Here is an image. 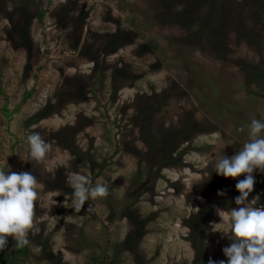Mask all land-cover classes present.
<instances>
[{"label": "rangeland", "instance_id": "rangeland-1", "mask_svg": "<svg viewBox=\"0 0 264 264\" xmlns=\"http://www.w3.org/2000/svg\"><path fill=\"white\" fill-rule=\"evenodd\" d=\"M191 6L0 0V168L38 182L29 255L19 264H191L192 232L206 236L197 244L205 264H227L223 249L236 241L213 226L226 229L223 217L257 194L252 206H264V172L253 170V191L236 205L245 174L214 169L248 142L252 119L264 120V87L248 84L247 69L264 64V0ZM172 10L180 18L157 19ZM192 121L197 129L185 135ZM33 132L52 145L42 161L29 156ZM72 175L106 183L107 195L76 213ZM209 198L211 217L189 227Z\"/></svg>", "mask_w": 264, "mask_h": 264}, {"label": "clouds", "instance_id": "clouds-1", "mask_svg": "<svg viewBox=\"0 0 264 264\" xmlns=\"http://www.w3.org/2000/svg\"><path fill=\"white\" fill-rule=\"evenodd\" d=\"M247 128L249 139L241 150L230 158L221 156L214 163L215 173L225 178L245 174V178L235 184L240 193L235 199L236 205L245 204L253 191V170L264 172V120L254 118ZM27 142L29 156L37 161H42L52 148L39 132L29 135ZM208 178L209 174L205 179ZM67 182L74 190L71 203L76 213L90 198L103 197L108 192L106 183L93 185L85 175L69 176ZM37 184V178L30 171L17 173L9 168L5 172L0 168V252L8 247L9 236L16 241L17 247L28 243L26 236L33 227L34 207L38 198ZM217 194L224 195V192L220 190ZM258 199L259 194L245 207L233 209L227 217H223V220L230 221L226 229L213 226L214 230H230L236 241L231 247L223 249L229 257L227 264H264V206H252ZM208 264L217 262L210 258ZM218 264H225V261L221 260Z\"/></svg>", "mask_w": 264, "mask_h": 264}, {"label": "trees", "instance_id": "trees-1", "mask_svg": "<svg viewBox=\"0 0 264 264\" xmlns=\"http://www.w3.org/2000/svg\"><path fill=\"white\" fill-rule=\"evenodd\" d=\"M162 1L165 3H168V5H172L173 3L177 2V0H162ZM198 1L199 0H189L190 4L192 6L190 8H188V11H190L194 7V5H196V3ZM43 14H44L43 9H39L36 12V16H37L38 21L42 20ZM216 14H217L216 11L212 10L211 14L208 15V18H207V19H209L208 22H211L212 25L216 24L217 19H219L218 15H216ZM177 18H180V12L176 11V10H172L171 12H164V13H161V15L157 16V19L174 20ZM206 26H208V25L206 24ZM208 30L209 29L207 27L202 28V32L208 33ZM114 40H115L116 47H119L122 44L123 37H121V36L119 37V35L114 34ZM247 69H249L248 73L250 74V77H251V80H250V82H248V84L255 83L257 86L264 87V64L262 62H260V64L258 66H256L254 69H250V66H248ZM34 119H35V117H32L28 123H30ZM197 125H198V122L192 121L191 124H189L187 126H183L184 127V134L185 135L192 134V132L197 129ZM77 154H80V152H78ZM174 158H176V156ZM163 159L166 161L169 158L165 157ZM170 159H172V158H170ZM172 160H174V159H172ZM207 201L208 202H206V204L204 206H202L201 210L192 216V221L187 223L189 227L193 228L195 225H197L199 223H203V220L205 218H206L205 219V221H206L208 218L211 217L210 214H211L212 210H214L213 209L214 206H212V201H214V200L209 198ZM136 222L138 223V225H140V227H143L144 225H146L148 223V220L144 217H140V218L136 219ZM141 231H143V230H141ZM192 234H193V238L189 237V239H190V241L193 242V246L195 247L196 251L198 252L199 249L197 247V244L203 245V242L206 239V236L205 235L197 236L194 232H192ZM8 240H9L8 247L3 252H0V264H19L20 261L24 260L26 258V256L29 255L28 246L23 245V246L17 247L15 240H10V239H8ZM131 241L133 242V237L128 236L126 238L127 245H130ZM126 243H124L125 247H126ZM123 249L125 250L126 248H123ZM197 252H196V255L194 256V259L191 262V264H205L208 258L205 257L203 254H201L202 252H200V253L199 252L197 253Z\"/></svg>", "mask_w": 264, "mask_h": 264}]
</instances>
